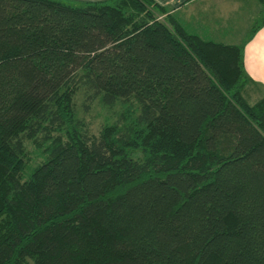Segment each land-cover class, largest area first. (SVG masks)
I'll use <instances>...</instances> for the list:
<instances>
[{"label":"trees","instance_id":"trees-1","mask_svg":"<svg viewBox=\"0 0 264 264\" xmlns=\"http://www.w3.org/2000/svg\"><path fill=\"white\" fill-rule=\"evenodd\" d=\"M242 50L154 0H0V264H264Z\"/></svg>","mask_w":264,"mask_h":264},{"label":"crops","instance_id":"crops-1","mask_svg":"<svg viewBox=\"0 0 264 264\" xmlns=\"http://www.w3.org/2000/svg\"><path fill=\"white\" fill-rule=\"evenodd\" d=\"M92 1V0H86ZM189 34L203 40L242 44L243 70L251 92L264 85V16L262 0H154ZM264 95V94H262ZM261 96V95H260Z\"/></svg>","mask_w":264,"mask_h":264},{"label":"rangeland","instance_id":"rangeland-1","mask_svg":"<svg viewBox=\"0 0 264 264\" xmlns=\"http://www.w3.org/2000/svg\"><path fill=\"white\" fill-rule=\"evenodd\" d=\"M84 1L86 0H68V2L73 5H80ZM262 70L264 74V64ZM257 91L258 90L251 92L249 86L245 88L243 96L248 103H253L260 95L264 94V85H262V89L259 92ZM74 107L76 114L87 124L90 133H96L103 123L114 120V112L119 109L118 105H114L112 109L106 108L101 105L98 100L92 101L86 109H83L82 95L80 92L75 95Z\"/></svg>","mask_w":264,"mask_h":264}]
</instances>
